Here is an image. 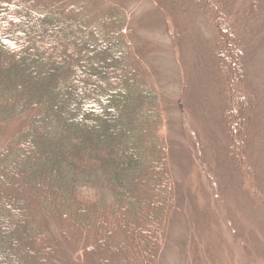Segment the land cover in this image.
Masks as SVG:
<instances>
[{"label": "trees", "instance_id": "1", "mask_svg": "<svg viewBox=\"0 0 264 264\" xmlns=\"http://www.w3.org/2000/svg\"><path fill=\"white\" fill-rule=\"evenodd\" d=\"M175 1L183 27L192 24L189 17L183 21L188 10L213 13L211 0ZM217 3L219 18L209 20L219 49L208 46L212 56L203 62L216 63L217 78L207 76L218 79L222 93L205 111L204 159L214 162L228 195L224 179L235 171L236 194H243L246 182L253 190L263 175L256 156L264 151V57L253 50L264 55V9L252 21L240 17L235 26L232 20L236 37L227 43L222 17L230 15V3ZM90 4L0 0V137L15 125L0 146V252L6 251L8 264H101L100 254L112 264H128L127 249L136 243L139 253L129 264H155L159 240L168 238L174 216L182 214L167 159L170 153L190 159L192 153L177 142L169 147L167 130L175 120L152 81L151 40L125 18L127 7L100 0L103 8L95 10ZM180 30L177 36L184 34ZM232 54L238 67H231ZM231 68L238 71L232 78ZM187 99L194 104L196 98ZM212 117L224 126L219 137L208 128ZM211 139L227 160L212 159ZM229 157L233 165L226 174ZM87 186L98 195L85 198L80 189ZM7 193L24 204L11 207Z\"/></svg>", "mask_w": 264, "mask_h": 264}, {"label": "rangeland", "instance_id": "2", "mask_svg": "<svg viewBox=\"0 0 264 264\" xmlns=\"http://www.w3.org/2000/svg\"><path fill=\"white\" fill-rule=\"evenodd\" d=\"M71 1L90 2V6L94 7L95 10L103 8L97 6L100 0ZM186 1L189 2L190 0ZM228 2L230 5L227 8V14L230 15L222 17L224 21L222 30L230 32V35H224L227 43L229 39L236 37L235 31L230 25L232 20L236 19L235 21H237L240 17L243 19L248 17L246 21H252L254 12L259 11L261 5L264 9V0H228ZM253 2V9L251 10L250 7ZM108 3L110 5L107 7L116 5L122 10L124 6L127 7V10L122 11L125 18L137 28L139 35L151 40L153 53L149 56V61L150 66H154L151 74L153 75L152 81L157 82L159 90L164 94L162 103L164 106H170V117L175 120L171 129L167 130L169 147L172 143L177 142L182 148L188 149L192 153L191 160L184 157L178 158L175 154L171 156V153L168 155L170 156L167 159L169 174L176 192L180 195L181 203H183L182 214H179L180 209L179 217L174 216L173 222L169 226L168 238L166 235L164 238L163 235L159 240L155 264L157 262L158 264H264V186L261 187L263 190L257 188L262 183L264 185L263 147L257 150L258 152L262 151L259 154L260 158L258 155L256 156L263 175L258 180L259 184H253L255 187L253 190L249 188L246 182L244 186L249 191L245 192L244 189L243 194L240 192L236 194L235 171H233V175L228 174L229 178L224 179L225 184L227 183L225 186L231 193L228 195L225 188L222 187L223 181L217 173L214 162L210 163L204 159L205 146L202 140L207 142L204 129L208 125V117H206L205 111L207 110L209 113L210 105L215 102L216 97L214 95L222 93L218 89L216 82L218 79L214 82L215 78L209 77L210 80L207 76V74L214 75L217 78V73L214 70L216 63H210L205 59L203 62L204 56H212L206 52H210V50H206L208 46H212L213 51L219 49H215L214 45L217 46L218 36L209 20L219 18L216 15V13L220 14V6L217 0L210 1L212 14L204 15L203 10L199 12L188 10L187 16L183 18L185 23V18L189 17L192 20V24L188 27L181 26L176 19L179 8L176 7L178 2L175 0H149V3L143 0H108ZM94 4L95 6H93ZM217 7H219L218 10ZM239 23L240 21H237L235 26ZM180 28L184 34L177 36L175 33L181 31ZM37 30L38 28L35 29L36 33L39 32ZM248 30L252 31L249 26ZM253 36H255L254 31ZM124 50L128 51L130 56L133 53L132 46L128 45ZM253 55L264 57L256 50H253ZM236 59L235 54L229 58L230 64L233 65L231 67H238ZM188 60L192 62V67L189 69L186 65ZM199 61H202V64L198 68L196 66ZM219 69L222 70L221 66ZM233 70V68L229 69L231 78V72H234L235 75L238 72ZM222 74L224 73L222 72ZM188 87L192 89L193 96L189 93ZM190 96L196 98L194 104L187 99L191 98ZM202 104L207 108L204 109ZM218 123L219 119L212 117L211 126L208 128L214 129L219 137V132L224 126ZM165 128H167L166 125L159 134L166 133ZM14 129L15 125L5 129V137H0V146L9 140L8 137L14 133ZM1 135L3 134L1 133ZM221 141L224 144V140L221 139ZM208 143L215 149V152L212 153V159L217 160V156H219L217 162H221L222 159L227 160L223 153V148H226L225 144L223 148L216 149L215 141L211 139ZM229 164L233 165V159L230 157L228 162L223 164L225 172L230 169ZM246 179L247 181L250 180ZM80 193L85 198H93L99 192L87 186L81 188ZM4 198L5 202L15 209H19L24 204L19 195L14 197L13 194L7 193ZM207 218L208 221H206ZM104 250L106 249L101 248L100 251L105 253ZM1 252L0 262L8 264V260L4 257L6 251L2 250ZM138 253L139 248L136 243V249L132 247L127 249L128 260L130 261L131 256L136 258ZM99 258L101 261L105 258L101 264L113 263L112 258H107L105 254H100Z\"/></svg>", "mask_w": 264, "mask_h": 264}]
</instances>
